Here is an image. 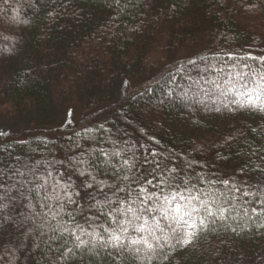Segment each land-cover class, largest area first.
<instances>
[{"label":"trees","instance_id":"trees-1","mask_svg":"<svg viewBox=\"0 0 264 264\" xmlns=\"http://www.w3.org/2000/svg\"><path fill=\"white\" fill-rule=\"evenodd\" d=\"M19 21L0 25V161H66L77 154L74 133L103 124L111 133L95 135H110L100 145L106 150L116 141L120 149L127 142L195 158L208 165L205 174L221 193L220 180L240 179L250 146H259L250 131L264 124L259 115L203 111L179 99L160 105L158 98L170 71L183 66L197 78L189 61L201 71L208 64L227 71L239 67L235 57L264 54V0H35L34 7L25 0ZM176 79L187 88L186 78ZM148 86L151 92L131 99ZM230 135L236 139L219 147L227 157L220 159L218 146ZM237 230L221 228L177 247L172 264H264V229ZM12 235L8 229L0 238L7 243ZM20 255L18 264H44L40 255Z\"/></svg>","mask_w":264,"mask_h":264},{"label":"snow or ice","instance_id":"snow-or-ice-1","mask_svg":"<svg viewBox=\"0 0 264 264\" xmlns=\"http://www.w3.org/2000/svg\"><path fill=\"white\" fill-rule=\"evenodd\" d=\"M24 2L0 0V25L20 22ZM27 2L35 6V0ZM10 12L15 14L9 16ZM234 59L240 61L239 67L233 63L227 71L211 64L201 71L189 61L197 69L196 79L183 66L176 73L170 71L158 103L179 99L193 109L200 105L203 111L217 113L243 110L264 121V54L249 52ZM213 72L217 79L210 78ZM177 76L186 78L187 88ZM156 84L160 86L159 81ZM151 91L148 86L131 99ZM100 130L111 133L103 124L75 132L77 154L66 161L33 162L23 156L0 161V233L11 229L13 234L7 243L0 238V264H18L21 253L40 255L44 264H86V253L87 264H172L177 247L194 245L204 234L221 228L236 234L238 228L264 229V124L250 129L259 137L255 142L259 146H250L239 180H220L223 193L205 174L207 164L174 152L164 157L143 144L137 148L125 142L120 149L112 141V150H106L100 145L111 137L96 136ZM149 139L159 144L155 137ZM234 139L230 135L221 142L218 158L227 159L219 147H230ZM81 141L94 147L86 148ZM198 167L201 171H196Z\"/></svg>","mask_w":264,"mask_h":264},{"label":"rangeland","instance_id":"rangeland-1","mask_svg":"<svg viewBox=\"0 0 264 264\" xmlns=\"http://www.w3.org/2000/svg\"><path fill=\"white\" fill-rule=\"evenodd\" d=\"M57 134H58V133H56V135H57ZM49 136H51V137H52V136H54V135H49Z\"/></svg>","mask_w":264,"mask_h":264}]
</instances>
